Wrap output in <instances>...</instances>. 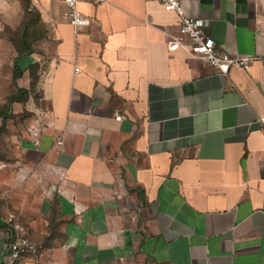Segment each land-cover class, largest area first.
Here are the masks:
<instances>
[{
  "label": "crops",
  "instance_id": "1",
  "mask_svg": "<svg viewBox=\"0 0 264 264\" xmlns=\"http://www.w3.org/2000/svg\"><path fill=\"white\" fill-rule=\"evenodd\" d=\"M28 1L48 58L0 117V264H264V0H185L219 52L259 56L229 74L169 50L160 0H78L82 27ZM23 16L0 0L1 97L39 68L8 38ZM12 215L37 254L12 261Z\"/></svg>",
  "mask_w": 264,
  "mask_h": 264
},
{
  "label": "built area",
  "instance_id": "2",
  "mask_svg": "<svg viewBox=\"0 0 264 264\" xmlns=\"http://www.w3.org/2000/svg\"><path fill=\"white\" fill-rule=\"evenodd\" d=\"M167 10L175 11L181 18L179 32L172 36L169 42V50H185L191 57L206 61L215 67L220 74H229L234 68L249 70L258 61L259 56L255 54H232L219 52L213 38L207 35L206 28L210 20L206 18L191 17L186 13L185 0H160ZM67 11L70 23L75 27L87 26L90 19L83 15L77 8L78 0H60ZM76 72L80 69L76 68ZM122 116L118 115L117 120ZM259 122L264 123V117ZM34 137L39 135V130H33ZM59 150H65L66 143L63 139L57 141ZM14 233L10 242V257L16 261L27 254H37L39 246L32 241L25 232L20 215L11 216Z\"/></svg>",
  "mask_w": 264,
  "mask_h": 264
},
{
  "label": "rangeland",
  "instance_id": "3",
  "mask_svg": "<svg viewBox=\"0 0 264 264\" xmlns=\"http://www.w3.org/2000/svg\"><path fill=\"white\" fill-rule=\"evenodd\" d=\"M21 4H22V9L24 12V16H23V22H25V20H32L33 22L30 24V26H28L27 29H25L23 27V22L21 23V26L18 29H13L11 28H7L8 30V38L9 40L15 45L16 42L18 43H22L23 38H22V34L26 31V43L30 44V48L32 49L33 53H35L36 57L39 58V68L38 70L35 71V73H30V76H28L27 78H25L26 81V87L29 90V94L33 95L36 91V84L37 81L40 77V69L41 72L45 70V67L47 66L46 64V60L48 58L47 53L44 49L43 46V39L44 36L47 35L48 33V29L41 23H37L35 21V10L30 6L29 1L28 0H21ZM33 9V10H32ZM27 16V17H26ZM26 17V19H25ZM28 18V19H27ZM31 33V36H28V34ZM15 47L17 48V46L15 45ZM11 85L10 87H5V86H0V110H7L6 107V97H1L3 94L4 96L10 91L11 89ZM3 90H7V91H2ZM15 92V91H14ZM28 94V95H29Z\"/></svg>",
  "mask_w": 264,
  "mask_h": 264
},
{
  "label": "trees",
  "instance_id": "4",
  "mask_svg": "<svg viewBox=\"0 0 264 264\" xmlns=\"http://www.w3.org/2000/svg\"><path fill=\"white\" fill-rule=\"evenodd\" d=\"M26 17H25V19H26ZM32 22L33 21L30 20V19L25 20V22H23V27L25 29H27L28 26H30V24ZM22 38H23V41L21 43L22 46L18 42L15 43V45L17 46V49H18L20 54H24V53L30 52L28 50H31L29 47H27V44H26V39H27L26 31L22 34ZM22 75H23V69H21L20 67H17L16 70H15V74H14V80L16 81ZM28 94H29V90L25 89V88H18L17 92L10 94L7 97V104H6L7 110H9L11 108V104L14 103L15 101H21V100L26 99ZM4 111L5 110H2V109L0 110V117H5L4 116L5 113H3Z\"/></svg>",
  "mask_w": 264,
  "mask_h": 264
}]
</instances>
